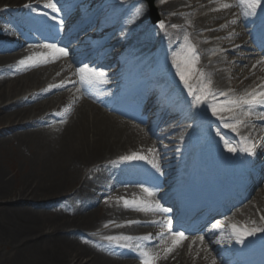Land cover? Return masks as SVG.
<instances>
[{"label": "bare ground", "instance_id": "bare-ground-1", "mask_svg": "<svg viewBox=\"0 0 264 264\" xmlns=\"http://www.w3.org/2000/svg\"><path fill=\"white\" fill-rule=\"evenodd\" d=\"M123 2L127 16L136 10L134 21L116 29L125 16H106L100 32L86 33L98 40L109 31L113 47L87 51L82 38L61 46L34 42L37 35L58 40L44 18L60 35L62 17L74 0H0V150L9 146L23 168L17 179L14 170L8 178L0 166V246L9 250L4 264H221L218 252L228 242L219 239L222 235L251 243L260 238L245 236L238 226L264 234V182L252 200L231 210L233 203L225 205L213 221L198 223L184 235L169 229L172 205L167 210L158 203L160 191L169 193L178 185L192 144L199 143L195 176L221 160L219 147L229 145L227 152H236L238 141L231 133L251 139L264 159V60L248 31L263 0H155L162 15L155 29L142 1ZM23 12L36 16L48 33ZM125 35V48L133 43L141 56L150 52L140 74L155 68V60L175 68L173 74L166 70L153 77L136 101L129 97L120 107L130 117L139 116L144 130L102 108L105 98L131 85L122 80L128 69L118 66L114 55ZM235 45L240 48H229ZM99 59L106 62L91 64ZM108 66L114 67L117 82L107 83L99 97L85 96L79 79L111 75ZM148 93H162L151 99L162 107L153 110L159 117L152 116L157 119L150 124L142 119L148 109L141 114ZM209 99H216L211 106ZM259 99L263 102L251 103ZM168 111L173 114L162 117ZM175 123L182 126L173 130ZM261 168L256 185L264 178Z\"/></svg>", "mask_w": 264, "mask_h": 264}, {"label": "rangeland", "instance_id": "rangeland-1", "mask_svg": "<svg viewBox=\"0 0 264 264\" xmlns=\"http://www.w3.org/2000/svg\"><path fill=\"white\" fill-rule=\"evenodd\" d=\"M159 17L161 21L162 15L160 12H159ZM0 166L7 173L8 178H11V174L9 173L11 172V170H14L17 173V179H19L22 175V171H23L22 165L19 161L14 159L9 146H5L2 150H0ZM255 191L256 190L250 193L249 197H252ZM8 257H9V250L5 249V247L3 246H0V264H4Z\"/></svg>", "mask_w": 264, "mask_h": 264}, {"label": "water", "instance_id": "water-1", "mask_svg": "<svg viewBox=\"0 0 264 264\" xmlns=\"http://www.w3.org/2000/svg\"><path fill=\"white\" fill-rule=\"evenodd\" d=\"M149 2L151 3V2H152V0H149Z\"/></svg>", "mask_w": 264, "mask_h": 264}]
</instances>
